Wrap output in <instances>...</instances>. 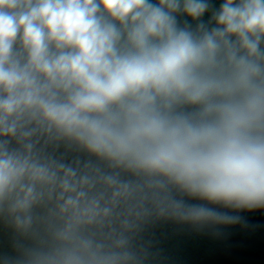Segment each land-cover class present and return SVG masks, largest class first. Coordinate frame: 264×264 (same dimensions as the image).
I'll return each instance as SVG.
<instances>
[{"label": "clouds", "instance_id": "1", "mask_svg": "<svg viewBox=\"0 0 264 264\" xmlns=\"http://www.w3.org/2000/svg\"><path fill=\"white\" fill-rule=\"evenodd\" d=\"M251 210L264 0H0V264H147V217Z\"/></svg>", "mask_w": 264, "mask_h": 264}]
</instances>
